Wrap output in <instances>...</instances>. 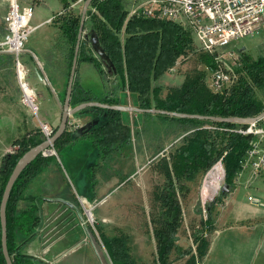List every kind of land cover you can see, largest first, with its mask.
I'll list each match as a JSON object with an SVG mask.
<instances>
[{
  "label": "trees",
  "instance_id": "obj_1",
  "mask_svg": "<svg viewBox=\"0 0 264 264\" xmlns=\"http://www.w3.org/2000/svg\"><path fill=\"white\" fill-rule=\"evenodd\" d=\"M66 16H57L63 36L70 44L68 76L71 75L75 49L78 43L81 16L75 15L70 9L72 3L78 0H62ZM128 0H92L87 18L91 30L98 36L113 67L105 66L104 61L93 55L91 49L80 46L79 60L91 63L105 76L113 78L116 91L128 92L137 97V106L141 110L152 108L170 112L200 115L220 118H256L264 112V56L257 60H249L236 68L239 78L237 82L223 92L211 91L206 83V72L196 70L188 75L179 87H172L165 99L160 98L162 88L155 85L172 69L180 58L193 50V37L189 30L181 25L168 21L146 19L142 17H128L130 11ZM200 61L206 64L210 71L216 68V60L212 54H201ZM258 91L263 92L259 97ZM73 105L78 106L86 102L97 101L112 106L120 105L116 98H99L89 90H82L77 82L73 85ZM81 114L95 113L92 120L99 123L83 137L92 138V143L106 151L118 150L124 144L132 142L131 132L122 124L121 112L86 108ZM164 122L173 121L190 126V133L186 135L183 146L179 149L176 167L196 164L205 171H210L223 158L225 169V184L234 190V180L243 168V163L251 148L253 135H243L237 132L246 128L247 124L216 122L189 118H177L159 115ZM264 120L259 122L262 125ZM212 124L217 129L203 128ZM57 128H54L56 133ZM75 130L70 129L55 143L63 147L77 140ZM53 133V134H54ZM46 140L40 128L32 130L27 136L15 140L12 153L4 156L0 170V208L6 184L21 157ZM227 154L224 156V153ZM224 156V157H223ZM55 156L40 154L20 174L11 191L7 207V248L13 264H49L46 260L31 256L25 250L27 244L33 241L42 225V203L48 201L42 196L26 197L25 193L30 183L39 176L49 159ZM160 165L169 171L167 158L160 160ZM127 175L121 183L130 178ZM229 193L222 190L216 200L206 205L207 220H202L201 233L194 238L200 240L198 247L200 257L205 254L207 243L202 239L204 231L212 232L213 211L215 204L222 203ZM90 203L99 201L89 196ZM155 200L159 204V212L151 218L152 234L156 242V256L151 264H173L171 256L176 253L178 259L192 254L193 248L187 250L178 246V232L182 225L183 211L181 206L172 198L155 191ZM79 202L74 203L79 206ZM93 227V226H92ZM100 240L112 264H145L135 259L129 252L128 238L124 234L109 237L102 228L95 226ZM2 226L0 217V264H7L1 245ZM204 247V249H202ZM195 258L190 257L186 264H194Z\"/></svg>",
  "mask_w": 264,
  "mask_h": 264
},
{
  "label": "rangeland",
  "instance_id": "obj_2",
  "mask_svg": "<svg viewBox=\"0 0 264 264\" xmlns=\"http://www.w3.org/2000/svg\"><path fill=\"white\" fill-rule=\"evenodd\" d=\"M79 4L82 7L84 1ZM77 12H80L79 9ZM199 48L200 45L180 58L175 70L163 82L165 89L181 83L196 70L205 71L207 77L209 76L208 66L200 61L201 54L207 53ZM260 56H264L263 33L231 42L220 49L214 58L219 60L217 62L220 66L237 73L236 68L249 60H257ZM1 61L6 63L10 60L4 57L0 58ZM11 66V77L15 78V68L13 64ZM258 95L262 98L263 92L258 91ZM38 116L21 113L15 125L8 122L13 120V117L0 116V128L4 130V134L6 132L5 138L14 135L23 137L25 131L32 129L33 121L39 120ZM139 118L142 120L143 116L140 115ZM173 124V121L156 119L155 124L147 125L146 128H129L131 144L126 143L118 150L112 151L99 148L92 143L93 139L90 137H79L72 143L57 147L53 160L27 188L26 197L42 196L72 203L71 205L76 201H85L79 198V194L99 199L95 203L86 199L84 207L81 203L79 205L80 216L86 227V254L89 256L86 261L81 260V264H112L95 226L101 227L109 237L124 234L128 238L131 255L141 263H153L156 242L152 234L151 218L159 212V204L155 200L156 189L181 206L183 216L177 244L185 250L194 249V238L201 233L202 220H207L206 205L203 208L201 200L202 186L206 180L205 189L215 191L211 176L217 165L208 172L196 164L176 167L174 163H179V149L183 146L186 133L188 135L190 131L185 133L184 128H172ZM13 151L12 148L10 153ZM163 157L168 160L169 171L160 165ZM110 174L114 180H104ZM127 175L131 177L121 183ZM224 176L223 173L219 181L220 191L225 184ZM85 208L91 209L94 227L89 222ZM217 214L215 213L216 217ZM204 233L205 238L211 236L208 229ZM70 256L75 255L68 257ZM171 260L175 264L185 263L178 262L176 253L171 256Z\"/></svg>",
  "mask_w": 264,
  "mask_h": 264
},
{
  "label": "crops",
  "instance_id": "obj_3",
  "mask_svg": "<svg viewBox=\"0 0 264 264\" xmlns=\"http://www.w3.org/2000/svg\"><path fill=\"white\" fill-rule=\"evenodd\" d=\"M83 1L85 4L86 0H78L76 3H72L70 9L75 15L82 16L84 4L81 7L79 3ZM128 2L129 9H131L134 0H128ZM18 4L21 7L28 5L34 7L32 25L36 27L29 37L21 56L23 63L30 71L28 80L36 95L39 115V120L33 121L32 129L25 131V136H27L32 130L39 128V121L48 123L53 128H58L66 108L69 106L68 110H73L77 107L73 105V101L79 98L73 97L72 91L69 104H67V92L70 82L68 76L70 44L63 36L59 22L55 21L58 15L66 16L70 10L64 11L62 0H18ZM8 9V0H0V39L5 36L4 17ZM78 9L80 12H77ZM87 22L88 18L86 17L85 32L88 33L91 28H89ZM179 25L191 32L186 23ZM191 34L194 49L200 44L192 32ZM87 45L93 55L97 56L88 41H81L80 46L86 48ZM199 49L201 50V47ZM4 57H7L10 61L0 62V116L13 117L14 119L8 122L15 125L19 121L21 113L28 115L31 112L28 107L22 105L21 91L17 79L11 77V64L14 66V56L8 51L0 50V58L3 59ZM176 67L177 63L173 68ZM38 72L41 73L42 79ZM169 75H171V69L155 84L162 88L160 92L161 99H165L169 93V89H165L163 84ZM211 75L212 71L209 72L208 77L206 74V83L212 91L210 88ZM183 81L172 87H179ZM75 82H77L80 89L89 90L99 98L109 96V98L120 100V105L116 106L128 109L138 108L136 96L128 92L116 91L113 78L102 75L95 65L79 60V56L73 85ZM112 111L121 112L122 124L126 128H146L147 125L155 124L156 119L161 120L158 117L159 115L150 113L129 110ZM94 114H81L78 112L71 115L69 121L82 125L92 121ZM140 115L143 116L142 120L139 118ZM173 123L172 128H184L183 132L185 133L188 132L187 128H191L187 125ZM210 126L213 125L207 124L203 128H209ZM260 126L264 127V122ZM70 129L68 126L67 130ZM5 135L6 132L4 134V130L0 128V170L4 156L9 154L13 148V142L25 137L14 135L5 138ZM80 137H83V135ZM52 158L54 157L49 159L48 164L53 160ZM111 176V174L106 176L104 180H114ZM234 185V190L223 198L222 203L215 204L213 211L214 229L210 232L211 236L209 238L204 237L202 239L203 242L207 243L205 254L200 257L197 251L198 247L202 246L199 240L194 243L195 247L192 254L179 259L178 262L185 261L184 264H186L193 256L195 258L194 264H264V167L258 176L253 175L251 167H243L235 177ZM78 196L85 199L83 203L86 202V194H79ZM250 197H253L257 202L250 201ZM47 200L42 203V225L38 235L27 244L25 247L26 252L31 256L46 260L49 264H81V260L86 261V257H89L86 254L88 253L86 250V227H84L80 216L81 207L71 205L72 203L65 204L50 201L52 199ZM215 213H218L217 217ZM69 255L75 256L68 257Z\"/></svg>",
  "mask_w": 264,
  "mask_h": 264
},
{
  "label": "built area",
  "instance_id": "obj_4",
  "mask_svg": "<svg viewBox=\"0 0 264 264\" xmlns=\"http://www.w3.org/2000/svg\"><path fill=\"white\" fill-rule=\"evenodd\" d=\"M8 2L9 9L4 17L5 36L0 39V50L8 51L14 56L21 103L29 108L32 115L38 116L36 95L28 80L30 71L21 59L26 43L36 29L32 25L34 7L31 5L21 7L18 0ZM132 16L177 24L186 23L199 42L201 50L214 56L235 40L257 33L264 34V0H134L128 14V17ZM217 61L219 60H216L217 66L212 71L210 79V88L216 93L231 87L239 78L234 70L220 66ZM174 70L175 68H172L171 72ZM262 120L264 118L237 130L243 135L255 137L243 163V167L252 168L255 176H258L264 167V127L259 125ZM68 126L76 131L81 125L69 121ZM39 128L46 139L54 133V128L48 123L40 121ZM208 129L217 127L210 126ZM44 154L53 156L56 151L52 148ZM226 154L227 152L224 156ZM221 160L218 164L223 165ZM223 173L225 174V169ZM205 185L206 180L201 191L203 208L208 202L216 200L221 187L219 182L218 186L214 187L215 191L211 192L205 189ZM249 200L257 202L253 197ZM87 217L94 227V219Z\"/></svg>",
  "mask_w": 264,
  "mask_h": 264
},
{
  "label": "water",
  "instance_id": "obj_5",
  "mask_svg": "<svg viewBox=\"0 0 264 264\" xmlns=\"http://www.w3.org/2000/svg\"><path fill=\"white\" fill-rule=\"evenodd\" d=\"M92 0H86L84 4V8L82 11V16H81V25L79 29V35H78V43L75 49V57L73 61V66L71 70V75H70V82H69V87H68V92H67V104H69L72 91H73V82L75 78V73H76V68H77V62H78V56H79V51H80V44L82 40L88 41L91 45L92 50L94 53L101 58L105 66L113 67L112 62L109 60L108 56L106 55L104 49L101 47L99 38L98 36L90 30L88 33L85 32V20L87 17V12L90 6V3ZM89 28L91 26L89 25ZM40 78L42 79L41 73H39ZM68 106V105H67ZM69 107V106H68ZM68 107L66 108L65 113L63 114L62 121L60 126L57 128L56 133H54L50 138L46 139L44 142L39 144L38 146L32 148L28 152H26L21 159L18 161L16 164L7 184L4 190L2 202H1V208H0V217H1V226H2V238H1V245H2V251L3 255L5 257L6 263L7 264H13L11 257L8 252L7 248V216H6V207L7 203L11 194V191L13 189V186L17 179L19 178L20 174L26 169L28 165H30L40 154L43 156L45 155L44 153L51 150L54 148L55 143L62 137V135L66 132L70 116L73 114H76L80 111H82L85 108L89 107H100V108H105V109H110V110H129L133 112H139V113H150L153 115H166L170 117H177V118H189V119H200V120H212L216 122H231V123H240V124H251L253 122L258 121L261 118H264V112L259 115L256 118H238V117H232V118H220V117H205V116H200V115H191V114H184V113H177V112H170L167 110H160L156 108L148 109V110H141L139 108H125V107H120V106H109L107 104H102L99 102H86L83 103L77 107H75L73 110H68ZM99 123V120H92L89 121L85 124H82L77 131L75 132V138H79L80 136L84 135L85 133H88L93 127H95ZM56 155V154H55ZM223 193H229L230 188L227 184L223 185L222 188ZM50 201H57L58 200H50ZM64 203V202H62ZM82 206L83 202L81 201ZM68 204V203H65ZM84 207V206H83ZM85 211V209H84ZM87 216L88 212L85 211Z\"/></svg>",
  "mask_w": 264,
  "mask_h": 264
},
{
  "label": "bare ground",
  "instance_id": "obj_6",
  "mask_svg": "<svg viewBox=\"0 0 264 264\" xmlns=\"http://www.w3.org/2000/svg\"><path fill=\"white\" fill-rule=\"evenodd\" d=\"M222 172H223V167L222 165L218 164L215 168H214V172L212 173L211 179L213 182L212 184L214 185V187H217L219 184V181L221 179L222 176ZM91 209H87L88 212V216H90V218L93 216L91 211Z\"/></svg>",
  "mask_w": 264,
  "mask_h": 264
}]
</instances>
